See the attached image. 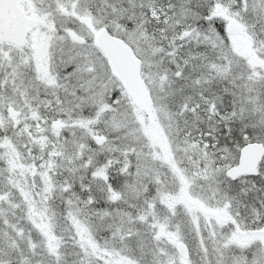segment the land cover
<instances>
[{
  "label": "snow or ice",
  "instance_id": "6c2138e0",
  "mask_svg": "<svg viewBox=\"0 0 264 264\" xmlns=\"http://www.w3.org/2000/svg\"><path fill=\"white\" fill-rule=\"evenodd\" d=\"M0 264H264V0H0Z\"/></svg>",
  "mask_w": 264,
  "mask_h": 264
}]
</instances>
